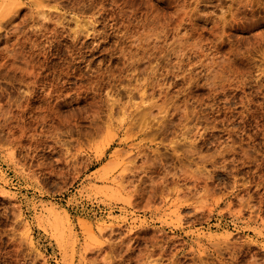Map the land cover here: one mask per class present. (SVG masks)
<instances>
[{
  "label": "rangeland",
  "instance_id": "374dc122",
  "mask_svg": "<svg viewBox=\"0 0 264 264\" xmlns=\"http://www.w3.org/2000/svg\"><path fill=\"white\" fill-rule=\"evenodd\" d=\"M0 264H264V0H0Z\"/></svg>",
  "mask_w": 264,
  "mask_h": 264
},
{
  "label": "bare ground",
  "instance_id": "6f19581e",
  "mask_svg": "<svg viewBox=\"0 0 264 264\" xmlns=\"http://www.w3.org/2000/svg\"><path fill=\"white\" fill-rule=\"evenodd\" d=\"M144 120V119H143ZM144 123V122H143Z\"/></svg>",
  "mask_w": 264,
  "mask_h": 264
}]
</instances>
